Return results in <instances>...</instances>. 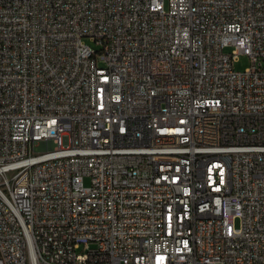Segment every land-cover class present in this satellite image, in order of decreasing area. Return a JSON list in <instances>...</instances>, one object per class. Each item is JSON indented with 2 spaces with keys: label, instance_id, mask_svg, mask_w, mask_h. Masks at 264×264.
<instances>
[{
  "label": "built area",
  "instance_id": "1",
  "mask_svg": "<svg viewBox=\"0 0 264 264\" xmlns=\"http://www.w3.org/2000/svg\"><path fill=\"white\" fill-rule=\"evenodd\" d=\"M0 264H264V0H0Z\"/></svg>",
  "mask_w": 264,
  "mask_h": 264
},
{
  "label": "rangeland",
  "instance_id": "2",
  "mask_svg": "<svg viewBox=\"0 0 264 264\" xmlns=\"http://www.w3.org/2000/svg\"><path fill=\"white\" fill-rule=\"evenodd\" d=\"M86 41L93 45V46H96L93 42H91V40L89 38H86ZM231 48H227L226 51H230ZM251 64V61H250V58L248 55L246 54H240L239 55V59L237 62H235L234 64V69L237 70V71H244L247 67H249ZM90 183V179L89 178H86L85 179V184L88 185ZM94 246V244H92Z\"/></svg>",
  "mask_w": 264,
  "mask_h": 264
}]
</instances>
